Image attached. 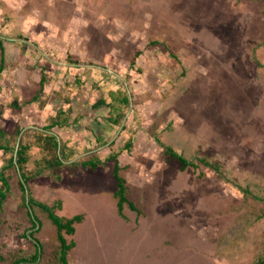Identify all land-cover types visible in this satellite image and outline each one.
I'll use <instances>...</instances> for the list:
<instances>
[{"label": "rangeland", "instance_id": "374dc122", "mask_svg": "<svg viewBox=\"0 0 264 264\" xmlns=\"http://www.w3.org/2000/svg\"><path fill=\"white\" fill-rule=\"evenodd\" d=\"M0 36L11 49L0 79V144L10 148L17 130L51 126L56 104L66 112L52 133L78 147L72 132L91 138L85 119L96 108L89 101L110 98L108 91L118 86L116 76L92 68L69 86L72 68L55 67L54 61L104 67L133 83V146L106 164L119 163L118 176L126 181L125 219L117 213L113 164L105 167L108 176L104 170L74 174L101 161L66 160L70 169L38 171L29 183L31 196L59 218L83 216L75 234H65L76 243L68 264L264 259V0H0ZM40 52L65 87L60 92V84L48 86L47 97L28 104L41 68L33 65L46 61ZM121 97L116 105L123 106ZM70 102L74 108L68 111ZM37 106H46V113L38 115ZM156 138L199 167L183 170ZM62 143L61 152L55 135L47 143L38 140L29 168L53 157V151L42 153L46 145L58 148L59 162L68 158L70 149ZM10 158L0 152V172ZM199 160L218 166L222 176ZM4 175L10 191L0 210V264L35 253L33 241L24 237L31 231L29 213L42 225L35 235L43 248L40 264H60L54 258L58 223L44 206L24 204L27 192L16 169Z\"/></svg>", "mask_w": 264, "mask_h": 264}, {"label": "crops", "instance_id": "0c3cea01", "mask_svg": "<svg viewBox=\"0 0 264 264\" xmlns=\"http://www.w3.org/2000/svg\"><path fill=\"white\" fill-rule=\"evenodd\" d=\"M0 38L3 39V37H1V36H0ZM3 45H4V43H3ZM10 45H12V43H10ZM15 45L17 46V48L20 47V44H18V43H16ZM4 49H5V58H6V61H7V57L10 55L11 49H9V47H8V45L6 43L4 45ZM18 50H20V49H18ZM22 53H23V50H20L19 56H17V57H21ZM40 54H41V58L46 59V61H40V63H39L40 65H38V66H36L37 64L33 65L34 67H41V68L40 69L38 68L37 71H36V73L39 75V76L36 75V80H38V78H39V80L36 81V83L33 85L34 89L33 88L30 89L31 92L33 93V96L31 98V100L28 101V104H30V103L33 104V102H35L33 98L36 95H38L39 98H40V96H42L43 99L45 97H47L48 96V91H47V87L48 86L54 87L58 83V84H60L59 90L60 89L62 90V88L65 87L64 82L62 80L58 81V79H57L58 77L56 78V77L52 76L53 67H52V65L51 66L49 65V63H51V62H47L48 60L51 61V59L43 52H40ZM7 63H8V61H7ZM53 63H54L55 67H65L66 69L68 67L70 69L72 68L71 69L72 73H71V76H70L71 78L69 79V82H70L69 86H71V84H73V86L76 85L77 84V79L79 80L81 77H82V79L87 78L86 70H90L89 68L99 69V70L106 71V72L108 71L112 75L116 76L115 79L119 83L117 82L118 86L116 88L111 89V90L108 91L109 94H110L109 95L110 98L99 97L96 101H89V103H95V105H94L95 107L94 108H96V109L92 108L91 110H95V111L89 112V113H91L90 118H89V119H91V117H92L91 120H86L85 119L86 129H90L91 130L90 133L88 132V134L91 136V138L88 141L85 140V136H87L86 133L85 134H81L80 138H79L78 134H76L75 132H72V135L76 139H79V143L74 145V146H78V147H72L71 146L72 142L66 141L64 138L59 137L57 133H52V132L48 133V134H51V135H55L57 137L58 145H61V149H60L61 152L63 150V148H62L63 147V143L62 142L68 144L67 148L70 149L69 150L70 152L67 151V155H68V159L67 160H69V161L70 160H74V165H76L75 163L77 161H79L80 159H83L85 157H87L88 159L91 158V161L87 160L84 163L93 162V161H101V164L99 163V164L95 165L96 166L95 169L90 168L89 166H86V168H80L79 167L80 169L77 167L75 172H74V174H77V173L79 174L83 170H85L84 173L86 171H87V173L88 172L90 173V171L92 170L91 171L92 174H97L100 170L101 171L104 170V175L108 176L106 174V168L105 167H109L111 164H113L112 165L113 166L112 174H114L115 163H111L110 165H106L107 161H110L113 156H116V159L117 158H121L120 154L126 150V147L130 145L131 148H132V146H133L132 141H131V137L134 136V130H133V128L129 127L130 117H133L134 108L136 107V104H137V101L134 100L135 96H134V93L132 91L133 83L130 82L131 80L128 81L127 78H122L120 75L115 74L112 71H109V70L105 69L104 67H97V66H93V65H78L77 63L67 64V63L56 62V61H54ZM44 65H48L50 67H44ZM7 67H9V66H7ZM29 69L33 70V67H29ZM60 70H62V69H60ZM46 75L50 76L51 80L48 79V76L46 78ZM42 77L46 78V82H45L44 85L40 84V82L42 80ZM61 90H60V92H61ZM119 95L120 96L122 95L121 98H123L124 96L130 97V102L131 103L129 104L128 111L126 112L125 115H123V112H124L123 106H119L118 104L116 105V103H115V99L120 97ZM72 98H75V96H72L71 99ZM121 98H120V100H121ZM75 100L76 99H74V102H75ZM37 101H39V99ZM42 104L44 105L45 102L43 101ZM58 105L56 104V110H57V111L55 110L56 111V115L48 117V119H53V121L54 120L56 121L58 115H59V117L64 115V113L66 111L64 109H62L60 107V105L59 106ZM86 105H87V101H86ZM16 106H20V108L18 110H20L22 108V106L19 105V104H16ZM46 106H44V108L42 110L40 109L39 106L36 107V110L39 113L38 115L46 113V111H45L46 110V108H45ZM73 108L74 107L71 106V102H70V106H69V110L68 111H70L71 109L73 110ZM53 121H52V123H53ZM43 128H45V127H35L34 129L33 128H31V129L29 128L28 130L27 129H19V130H17L16 131V134H17V139L16 140H17V142H16V145L14 147H12V148H10L9 146L0 144L2 146V148L0 149V152L11 153V158L9 159V161H6L3 164V167L1 169V171L4 169V167L7 166V164L9 165V162H10L11 159H14V166L15 167L14 166L13 167H14V169H16V173H18V177H19V181H20L21 176H20V172H19L18 167H17V159H18L17 153H18V150H19V148L21 146V143H20L21 139L20 138L22 137L21 135L23 134V140H24L23 141L24 142L23 146L27 147V158H28V161L25 164V171L27 172V176H31V175L33 176V178L30 181H32L34 178L40 176L39 174L36 176L37 172H35V170L37 169V166H38V161H36V163H35L36 165L32 169L29 168V165H30L31 161L34 160V159H32V157H34V155H36V153L39 152L36 149L38 147V140L39 141L40 140L44 141L45 137L41 136L39 134V133H41V131L44 130ZM30 132H34L33 133L34 135H32ZM18 133H19V135H18ZM26 134H28V137L25 136ZM125 135L128 138L127 139H122V137H125ZM32 136H34L35 138L36 137L37 138L39 137V138L37 139V141L36 140L34 141V138H32ZM82 136H83V138H81ZM60 138H62V140H64V141H61ZM141 140L144 141V139H141ZM44 151H45V149L42 151V153L46 152V151L45 152ZM78 157H81V158L78 159ZM84 163L82 165H85ZM117 164L120 167L119 163H117ZM64 165H66V163ZM64 165L62 167H59V169L57 170V173L61 169H62L61 170V172H62L63 169H67V168L70 169V167L72 166V165H70L69 167H64ZM73 170H70V172L73 173ZM4 172H5V170H4ZM114 180L117 183V180L116 179H114ZM30 181H29V183H30ZM29 183H28V186H29ZM30 196H31L30 192H27V198L30 197ZM24 200L25 199H23V201ZM40 203H42V202H40ZM3 204H4V202H3ZM3 204H2V207H3ZM60 209L61 208H57L56 211H58ZM117 213H118V216H121L120 213H119L118 207H117ZM124 217L125 216H123V218Z\"/></svg>", "mask_w": 264, "mask_h": 264}, {"label": "trees", "instance_id": "16d2710c", "mask_svg": "<svg viewBox=\"0 0 264 264\" xmlns=\"http://www.w3.org/2000/svg\"><path fill=\"white\" fill-rule=\"evenodd\" d=\"M4 39H1L0 38V56L2 57V61H1V64H0V79L2 78V75L7 67V61H6V58H5V49H4ZM137 56H139L137 54ZM136 59V57H135ZM135 61V60H134ZM46 82V78L45 77H42V80L40 82L41 85H44ZM34 101H37L39 99V96L36 95L34 98ZM121 102H122V105H123V109H124V112H123V115L126 114V112L128 111V107H129V104L131 103L130 102V97L128 96H124L123 98H121ZM20 107V106H19ZM59 115L56 119V121L54 120L52 125L51 126H48V127H45L43 128L44 130L41 131V133H39L41 136H44V141L47 143L48 139L52 136L51 134H48L49 132H52V130L54 129L55 126H58L59 125ZM19 135V133H18ZM26 137H28V134L25 135ZM39 138V137H38ZM23 138H21L20 140V143H21V146L18 150V153H17V156H18V159H17V167H18V170L20 172V176H21V179L19 181V185L21 186V190L23 193H26V192H29V188H28V183L29 181L33 178V176H27V172L25 171V164L27 163L28 161V158H27V147L26 146H23ZM156 142L164 149V154L166 155V157H173L174 159L178 160L179 162L182 163V169H186L188 167H193V168H198V164L195 162H190L188 160H186L182 155H180L179 153H177L176 151H174L172 148L170 147H167V146H164L161 141L156 138ZM58 146V142L56 144ZM128 147V146H127ZM2 148V146L0 145V149ZM45 154H47L48 152H52L53 151V157L51 159H47L46 161L44 162H39L38 163V166H37V169L35 170L36 173V176L39 174L41 175V173L44 171V170H47V169H50V168H53L54 170V173L57 172V170L59 169V167H54V165H58L60 167H62L64 165V162L68 159V158H62L63 161L62 162H59L60 159H59V155L57 153L58 151V148H52V147H49L48 145L45 146ZM29 150V149H28ZM112 158H115L116 157H112ZM199 163L203 164L205 167H208L210 169H212L213 171H215L218 175H221V172H220V169L218 166H214L210 163H208L207 161L205 160H199L198 161ZM43 163V165L41 164ZM14 159H11L10 162H9V165H7L6 167H4V169L0 172V178H1V182L4 186V190H0V210L2 208V204L3 202L6 200L7 198V193L10 191L9 190V183L4 175V170H8L11 168H14ZM42 166V167H41ZM96 166H94L93 169H95ZM118 164L116 165V168H115V171H114V176H115V179L117 180V184L120 188V191L118 192L120 194V197L118 198V210H119V213L120 215H122V208L123 206L125 205L126 202H128V200L126 199L125 197V188H127L126 186V181L125 179L122 177L120 178L118 176L119 174V168L121 169V167H119ZM57 169V170H56ZM24 171V173L22 172ZM40 171V172H38ZM56 174V173H55ZM6 189V190H5ZM244 192H248V191H244ZM24 204H25V201L29 202V203H33V204H38L40 206H44L45 208H50L48 207L47 205L43 204V203H40L38 201H36L33 197H28V198H25L24 196ZM130 207L132 209H134V205L133 204H130ZM53 208V207H52ZM50 211V217L52 218L53 220V224L56 222L58 223V227L55 226L56 228V233H57V240L59 242V246H58V250L56 251V253L54 254V258L55 260L57 259H60V264H68L67 262V258H68V255L70 253V250L75 248L76 247V243L75 242H68L67 239L65 238V234L66 235H69V236H72L75 234L76 232V228H75V224L76 223H81L82 220H83V216L82 215H77L73 218H59L57 215L53 214L51 212V209H48ZM134 210H137V209H134ZM32 213H29V216H32L31 219L32 220V223H31V231L29 233V235L25 234L24 237L26 238V236L33 241L36 249H35V253L33 254V256H31L30 258H20L18 260H16L15 262H13L12 264H40V260H41V257L43 256V248H42V244L41 242L35 237L36 234H38L40 231H41V224H37L35 221H37L38 219L32 214ZM124 215H122L123 217ZM36 218L34 220V218ZM40 225V227L37 228V226ZM57 256V257H56ZM59 261V260H58ZM257 264H264V259H261L258 261Z\"/></svg>", "mask_w": 264, "mask_h": 264}]
</instances>
